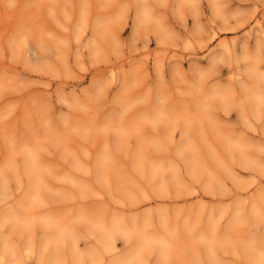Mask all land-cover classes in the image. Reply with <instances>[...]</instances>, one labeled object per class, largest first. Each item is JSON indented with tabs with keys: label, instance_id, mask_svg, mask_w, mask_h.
I'll list each match as a JSON object with an SVG mask.
<instances>
[{
	"label": "rangeland",
	"instance_id": "rangeland-1",
	"mask_svg": "<svg viewBox=\"0 0 264 264\" xmlns=\"http://www.w3.org/2000/svg\"><path fill=\"white\" fill-rule=\"evenodd\" d=\"M263 253L264 0H0V264Z\"/></svg>",
	"mask_w": 264,
	"mask_h": 264
},
{
	"label": "bare ground",
	"instance_id": "bare-ground-1",
	"mask_svg": "<svg viewBox=\"0 0 264 264\" xmlns=\"http://www.w3.org/2000/svg\"><path fill=\"white\" fill-rule=\"evenodd\" d=\"M34 166H35V164L33 163L32 165H31V167H30V170L31 171H34ZM156 167V166H155ZM159 167V166H158ZM157 167V168H158ZM163 167V166H162ZM157 168H155V169H153L155 172H157L158 170H160V169H157ZM160 168V167H159ZM160 171H162V169L160 170ZM159 172V171H158ZM163 175V174H162ZM32 217V214L31 213H27L25 216H17L15 219H16V221L17 222H22V221H25V220H28L29 218H31ZM48 223L49 224H52V223H54L53 222V220L52 219H49L48 220ZM61 231V228H59V232ZM214 261V260H213ZM217 261V260H216ZM57 261H53V263L52 264H57L56 263ZM257 262L259 263V264H264V253L259 257V258H257Z\"/></svg>",
	"mask_w": 264,
	"mask_h": 264
}]
</instances>
